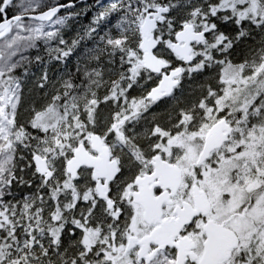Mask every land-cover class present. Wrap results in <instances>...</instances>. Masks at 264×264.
I'll return each mask as SVG.
<instances>
[{
	"label": "snow or ice",
	"instance_id": "snow-or-ice-1",
	"mask_svg": "<svg viewBox=\"0 0 264 264\" xmlns=\"http://www.w3.org/2000/svg\"><path fill=\"white\" fill-rule=\"evenodd\" d=\"M95 2L0 0V264H264V0Z\"/></svg>",
	"mask_w": 264,
	"mask_h": 264
},
{
	"label": "trees",
	"instance_id": "trees-1",
	"mask_svg": "<svg viewBox=\"0 0 264 264\" xmlns=\"http://www.w3.org/2000/svg\"><path fill=\"white\" fill-rule=\"evenodd\" d=\"M79 1V0H78ZM77 0H73L75 3V8L74 9H68V10H63L59 15H68L70 12H81V10H84L81 15L76 16V17H70L68 23L65 26H60V31L64 35L65 39L71 42V39H73L77 32H80L81 34L83 33V29L89 24L91 19L96 15L97 10L100 8V4H97L95 0H89L86 2L79 3ZM52 0H46V3H51ZM61 2H68V0H61ZM108 0H103V3H107ZM46 9V8H45ZM39 11V10H37ZM28 21V20H27ZM30 23H37L35 21H29ZM35 48H29L27 51V56L30 60H32V64L30 65H25V67L31 68V70L39 75L42 66L38 65L35 62V56L37 54L41 55L45 59H47V49L49 47H56L57 43L55 41L49 42L48 44H45L43 42L36 43ZM92 47V42L91 41H86L82 44V46L78 49V51L83 53L87 48ZM78 57L74 56L70 61H69V68H71L73 65L76 64ZM53 63H55L53 61ZM61 67H63L61 65ZM23 69H21L22 71ZM50 75H53L52 72H50Z\"/></svg>",
	"mask_w": 264,
	"mask_h": 264
},
{
	"label": "rangeland",
	"instance_id": "rangeland-1",
	"mask_svg": "<svg viewBox=\"0 0 264 264\" xmlns=\"http://www.w3.org/2000/svg\"><path fill=\"white\" fill-rule=\"evenodd\" d=\"M16 2L19 3V0H16ZM13 11H15V10H13ZM26 23H30V22H29V21H26ZM32 24H33V23H32ZM57 27H60V26H53V27H51V28H49V27L46 26L45 30H46V31H53V30H55V28H57ZM21 35H28V33H26V32H22ZM37 42H39V43H41V42L45 43L43 39H40V40L36 41V43H37ZM27 51H28V49L25 50V51H22V52L18 53L17 56L14 57L13 59H14V60H18V59H20L21 56H25V55L27 54Z\"/></svg>",
	"mask_w": 264,
	"mask_h": 264
},
{
	"label": "water",
	"instance_id": "water-1",
	"mask_svg": "<svg viewBox=\"0 0 264 264\" xmlns=\"http://www.w3.org/2000/svg\"><path fill=\"white\" fill-rule=\"evenodd\" d=\"M86 1H89V0H79L78 2L81 3V2H86ZM44 10H46V9H44ZM62 10H64V9H62ZM62 10H61V11H62ZM32 14H39V11L36 12V13H32Z\"/></svg>",
	"mask_w": 264,
	"mask_h": 264
},
{
	"label": "bare ground",
	"instance_id": "bare-ground-1",
	"mask_svg": "<svg viewBox=\"0 0 264 264\" xmlns=\"http://www.w3.org/2000/svg\"><path fill=\"white\" fill-rule=\"evenodd\" d=\"M78 1V0H77Z\"/></svg>",
	"mask_w": 264,
	"mask_h": 264
}]
</instances>
